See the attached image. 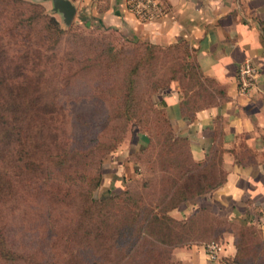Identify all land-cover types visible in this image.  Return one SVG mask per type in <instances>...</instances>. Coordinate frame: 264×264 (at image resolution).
<instances>
[{"label": "rangeland", "instance_id": "1", "mask_svg": "<svg viewBox=\"0 0 264 264\" xmlns=\"http://www.w3.org/2000/svg\"><path fill=\"white\" fill-rule=\"evenodd\" d=\"M19 1H0V122L15 130L0 145V236L24 256L23 264H165L163 248L150 237L137 243L128 236L118 205L95 206L126 193L154 204L173 174L159 159L161 92L142 103L135 118L115 110L124 69L141 51L140 41L115 25L118 0H69L76 10L70 25L51 0ZM49 18L60 35L48 30ZM107 46L123 54L119 66L101 56ZM180 53L161 55L160 68L178 69L187 61ZM141 85L144 98L149 90ZM204 86L215 90L212 83ZM198 91L205 104L212 101L209 90ZM144 135L150 144L141 146L137 140ZM179 152L187 158L186 145ZM199 174L210 178L205 169ZM212 178L219 180L217 171ZM81 191L95 202L90 210L77 197ZM194 234L207 238L206 245L220 243V237ZM253 243L246 264H253ZM184 247L172 250V261L178 262L174 250ZM259 258L256 264H264V255ZM0 264L15 263L0 257Z\"/></svg>", "mask_w": 264, "mask_h": 264}, {"label": "crops", "instance_id": "2", "mask_svg": "<svg viewBox=\"0 0 264 264\" xmlns=\"http://www.w3.org/2000/svg\"><path fill=\"white\" fill-rule=\"evenodd\" d=\"M164 12L151 20H139L127 7L116 4L115 25L127 37L159 47L179 42L194 50L202 74L214 80L222 96L211 106L186 116L177 82L159 94L176 135L185 138L195 162L206 161L213 149L221 152L224 183L214 192L189 201L172 211L175 219H187L200 209L235 225L260 230L264 240V0H160ZM251 59L259 70L257 89L238 92L237 66ZM138 138L141 146L148 137ZM144 143V144H141ZM218 257L210 260L206 244L178 248L173 258L180 264H231L236 249L234 234L220 237Z\"/></svg>", "mask_w": 264, "mask_h": 264}, {"label": "trees", "instance_id": "3", "mask_svg": "<svg viewBox=\"0 0 264 264\" xmlns=\"http://www.w3.org/2000/svg\"><path fill=\"white\" fill-rule=\"evenodd\" d=\"M0 1L6 3L8 1V3L12 2L13 4L20 2L19 0ZM48 25V30L55 35H60L63 32L53 18L48 19ZM139 43L141 51L130 58L121 76V84L113 95V98L117 100L115 109L117 116L126 119L135 118L142 103L148 102L151 104L152 94L165 92L164 90H168L174 82L179 84L184 96L181 102L182 112L190 119L194 112L211 106L217 98L222 96L223 92L216 82L202 74L195 59L194 50L185 43L179 42L167 47H159L143 42ZM181 47H183L184 51L180 53L179 49ZM173 51L182 54L187 61L184 64H178V69L174 65L166 68V70L161 69L160 56ZM101 56L107 58V65L113 63L119 66L120 58L123 54L115 52L113 46H107L106 49H103ZM168 59L169 57L165 56L163 62L166 63L167 61L169 63ZM141 81L146 82L149 90V94L145 95L144 98L139 95V89L142 87ZM185 81L186 84L184 83ZM205 83H212L215 90L209 89L207 86L203 87ZM199 88L203 93H207V90L211 92L210 97L213 98L210 103H204V99L201 98L198 91ZM201 102L202 105L200 104ZM156 113H159L162 124L158 128L162 137L159 159L164 158L167 163L166 167H161V169L173 172L168 185L161 188V196L153 204L151 202L146 203L141 198H135L126 193L123 198L109 199L102 203L94 202L95 206L103 208L115 204L118 205L121 212L126 216L125 231L128 236L130 238L136 236L134 242L136 241L137 243H143L150 237L153 245L163 248L165 264H180L171 260V253L174 248L205 243L207 238L196 236L194 233L202 232L204 236L212 235L210 239H218L226 231L234 234L236 254L231 264H246L245 256L248 246H250V241L254 242L253 246L255 248L252 251L251 263H258L259 257L264 255V240L261 238L260 230L257 227L248 226L245 223L235 225L226 219L215 216L214 213L207 209L196 211L184 221H179L168 215L170 211L180 208L183 204L214 192L224 183L225 173L221 168V152L218 149H213L207 156L206 161L195 162L191 157L188 141L176 135L168 115L162 112ZM14 134L15 130L13 128L7 127V124L0 122V145H4L6 141L8 142V139L12 138L11 136ZM148 144H150L149 137ZM184 145L187 148V158L183 160L179 150ZM204 169L210 173V178L206 179L199 176V173ZM214 171H217L220 175L218 181L212 178ZM195 175H198L197 179H195ZM99 182L100 176L97 175L95 177L96 188ZM89 196L90 193L86 191L79 192L77 196L83 202L82 205L85 210H90L94 204L89 200ZM198 218L205 219L197 222L196 219ZM215 235L216 237H214ZM247 236L249 239H247ZM210 243L220 244L216 241H211ZM0 257L4 261L14 262L15 264L25 263L24 256L10 249L2 234L0 236Z\"/></svg>", "mask_w": 264, "mask_h": 264}, {"label": "built area", "instance_id": "4", "mask_svg": "<svg viewBox=\"0 0 264 264\" xmlns=\"http://www.w3.org/2000/svg\"><path fill=\"white\" fill-rule=\"evenodd\" d=\"M127 7L141 21L154 19L164 12L163 3L160 0H127ZM258 80L259 70L251 59L247 58L237 66L236 82L240 94L246 95L257 89ZM206 251L208 258L214 260L218 257L220 245L207 244Z\"/></svg>", "mask_w": 264, "mask_h": 264}, {"label": "water", "instance_id": "5", "mask_svg": "<svg viewBox=\"0 0 264 264\" xmlns=\"http://www.w3.org/2000/svg\"><path fill=\"white\" fill-rule=\"evenodd\" d=\"M47 1V0H46ZM53 11L63 16L66 25H70L75 15V7L69 0H51Z\"/></svg>", "mask_w": 264, "mask_h": 264}]
</instances>
